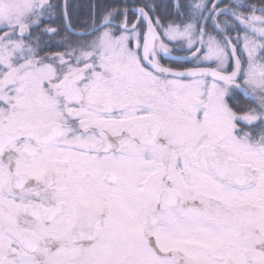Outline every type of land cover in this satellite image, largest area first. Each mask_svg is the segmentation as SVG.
Returning a JSON list of instances; mask_svg holds the SVG:
<instances>
[{"label": "snow or ice", "instance_id": "6c2138e0", "mask_svg": "<svg viewBox=\"0 0 264 264\" xmlns=\"http://www.w3.org/2000/svg\"><path fill=\"white\" fill-rule=\"evenodd\" d=\"M0 264H264V0H0Z\"/></svg>", "mask_w": 264, "mask_h": 264}]
</instances>
